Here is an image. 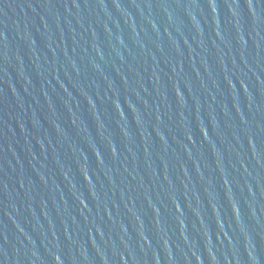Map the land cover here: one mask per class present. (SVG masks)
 Here are the masks:
<instances>
[{"label": "water", "instance_id": "95a60500", "mask_svg": "<svg viewBox=\"0 0 264 264\" xmlns=\"http://www.w3.org/2000/svg\"><path fill=\"white\" fill-rule=\"evenodd\" d=\"M0 264H264V0H0Z\"/></svg>", "mask_w": 264, "mask_h": 264}]
</instances>
